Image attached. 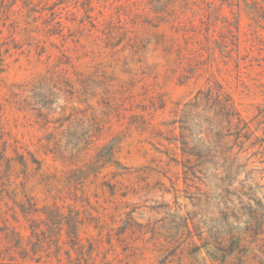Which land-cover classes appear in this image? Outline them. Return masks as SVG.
I'll list each match as a JSON object with an SVG mask.
<instances>
[{
  "label": "rangeland",
  "instance_id": "obj_1",
  "mask_svg": "<svg viewBox=\"0 0 264 264\" xmlns=\"http://www.w3.org/2000/svg\"><path fill=\"white\" fill-rule=\"evenodd\" d=\"M213 80L249 129L222 140L233 170L186 181L173 121ZM197 114L214 144V112ZM27 199L80 212L83 264H264V0H0V224L25 236Z\"/></svg>",
  "mask_w": 264,
  "mask_h": 264
},
{
  "label": "trees",
  "instance_id": "obj_2",
  "mask_svg": "<svg viewBox=\"0 0 264 264\" xmlns=\"http://www.w3.org/2000/svg\"><path fill=\"white\" fill-rule=\"evenodd\" d=\"M165 42L167 40H164L162 43ZM176 46L175 42L171 43L166 49L167 52L171 53V49ZM184 57L181 56L179 59H183ZM181 82L183 83V81ZM201 104H205L206 107L214 112V116L206 120L208 122V131L213 133L215 137L214 144L204 140L200 134L201 132H198L197 127H195L200 125L197 119V109ZM165 105L163 100H159L157 108L162 109ZM173 123H178L179 134H173L169 141L179 144L178 148L181 151V159L178 160L175 156L174 160L176 163L181 164L186 181L201 179L200 175L205 176V166L208 163L215 164L219 158L226 164L227 171L235 168V160L230 155L224 154L227 146L222 140L226 135H235V139L239 141L242 137H246L245 134H242L241 130L248 128V126L246 123L242 126L244 120L241 118L232 96L220 82L213 80L207 89H200L193 100L187 103V108L183 109L180 117L174 120ZM232 128H238V130L233 132ZM160 132H162L160 129L156 131V137H160ZM33 159L35 163L41 165L39 160ZM38 167L40 168V166ZM16 205L20 209L21 214L29 222L30 234L28 236L23 235L14 224L9 222L8 218H2L3 224H0V264H55L49 260V252L46 259L43 258L41 253L49 250L53 244L55 246L56 257L59 260L58 257L62 250L60 235L64 225L67 226L68 243L79 255V261L76 264H83L81 259L84 258L86 252L84 249L85 244L79 235V228L84 224V218L80 216L78 210L69 215H65L59 207H43V211L31 199H27V201L20 204L16 203ZM40 211L45 214L43 219L36 217ZM13 215H17L16 210H14ZM92 217L97 218L95 216ZM224 219L226 220L227 218L225 217ZM15 221L17 222L18 220L15 219ZM227 224L230 226V230L233 227L235 229L238 228L233 223L227 222ZM247 224L246 230L252 231L253 234H259L263 227V224L260 223L257 227L249 222ZM245 241L243 236H239L231 242L236 246L238 252L242 253L246 246ZM219 244L225 251L229 248L225 238L220 239ZM95 249L94 242L89 241V249L87 251L92 252ZM228 251L232 250L229 249ZM240 256L243 257V254ZM239 259L243 261L242 258ZM57 264L62 263L59 260Z\"/></svg>",
  "mask_w": 264,
  "mask_h": 264
}]
</instances>
